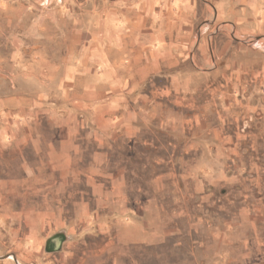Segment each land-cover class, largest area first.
I'll return each instance as SVG.
<instances>
[{
    "label": "rangeland",
    "instance_id": "374dc122",
    "mask_svg": "<svg viewBox=\"0 0 264 264\" xmlns=\"http://www.w3.org/2000/svg\"><path fill=\"white\" fill-rule=\"evenodd\" d=\"M121 1L0 0V99L12 108L27 92L24 82L21 88L16 82L44 71L97 84L101 68L81 60L89 55L82 48L96 40L91 26L102 9ZM260 21L239 30L224 20L219 30L212 16L193 20L192 30H205L202 64L208 77L181 83L179 98L159 100L162 114L146 121H176L177 163L152 161L156 154L170 155L169 144L158 148L139 141L154 135L168 141L170 131L153 125H143L135 138L117 140L113 148L91 139L69 140L62 163L35 160L50 149L59 159L57 146L24 148L31 162L21 161L17 147L0 148V264H264V158L256 172L259 207L243 212L234 163L221 164L223 171L214 164V178L208 179L206 164L186 155L188 137L202 135L201 129L191 130L194 123L249 125L264 139ZM79 22L87 28L84 34L75 30ZM196 41L180 51L183 74H195L188 65L196 60ZM184 42L189 44L188 38ZM214 87L219 95L210 99ZM61 235L64 243L52 248L47 240Z\"/></svg>",
    "mask_w": 264,
    "mask_h": 264
},
{
    "label": "crops",
    "instance_id": "0c3cea01",
    "mask_svg": "<svg viewBox=\"0 0 264 264\" xmlns=\"http://www.w3.org/2000/svg\"><path fill=\"white\" fill-rule=\"evenodd\" d=\"M116 3L104 7L98 14L97 23L91 26L94 30L91 35L96 40L82 48L89 55L81 60L101 68L99 82L96 84L79 75L69 81L61 71V75L53 78L47 71L43 75L23 76L16 84L20 88L21 83L26 84V95L20 94L12 108L0 99V148L17 147L15 152L23 155L26 147L57 146L59 159L52 158L50 149L35 160L62 163V147L69 140L91 139L113 148L117 140L136 137L143 125H153L154 130L170 131L168 141L157 135L139 141L158 148L169 144L170 155L156 154L152 161L160 163L167 159L177 163L180 136L176 121L172 117L170 122L158 118L151 125L146 121L153 113L162 114L157 107L159 100L169 96L179 98L181 83L195 82L196 77L201 82L208 77L203 75L208 68L202 64L207 50L205 30H192L193 20L212 16L219 25L227 20L235 29L242 30L249 22L260 25L259 20L264 19V0H122ZM75 30L84 34L87 28L79 22ZM186 38L189 44L184 42ZM196 38L192 54L196 60L188 65L195 74H183L180 60L185 57L180 51L189 50ZM75 61L80 66L78 58ZM164 91L166 95L162 94ZM218 92L216 87L212 88L210 99H215ZM190 127L195 132L201 129L202 135L193 133L188 137V160L206 164L204 171L208 179L214 178L211 174L215 171L214 164H219L218 170L223 171L221 164L233 162L239 181L236 191L239 210H257L256 172L259 158H264V139L259 140L249 125L228 126L205 121ZM22 157V162H31ZM47 242L57 248L54 240L49 238ZM64 254L67 257L68 251Z\"/></svg>",
    "mask_w": 264,
    "mask_h": 264
},
{
    "label": "water",
    "instance_id": "95a60500",
    "mask_svg": "<svg viewBox=\"0 0 264 264\" xmlns=\"http://www.w3.org/2000/svg\"><path fill=\"white\" fill-rule=\"evenodd\" d=\"M54 239H52V240H54V245L55 244H59L61 241H62V235L61 236H59L58 238H55V236L53 237Z\"/></svg>",
    "mask_w": 264,
    "mask_h": 264
}]
</instances>
